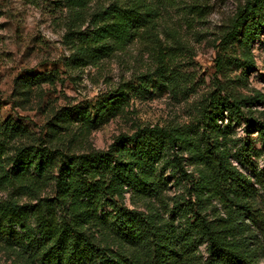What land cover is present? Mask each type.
<instances>
[{"label": "trees", "instance_id": "1", "mask_svg": "<svg viewBox=\"0 0 264 264\" xmlns=\"http://www.w3.org/2000/svg\"><path fill=\"white\" fill-rule=\"evenodd\" d=\"M64 2L74 13V27L84 25L91 0ZM152 2L114 3L91 14L86 30L72 29L77 66L97 65L151 29L157 15ZM193 8L195 14L202 11L199 4ZM248 8L234 31L247 49L239 66L251 70V47L264 32V0ZM126 95V87L119 89L94 115L90 108L79 109L81 129L90 131L107 110L124 104ZM259 100L219 87L202 107L200 138L180 126H148L120 135L108 150L82 155L31 145L16 149L13 172L6 166L8 128L0 124V189L38 191L45 175L57 171L51 177L54 198H38L36 205L21 204L13 196L0 200V246L27 264H261L264 206L259 199L264 182L235 164L245 165L249 155L235 149L229 126L219 123L246 118L251 113L246 109ZM67 117L65 112L58 121ZM252 121L248 118L264 143V122ZM172 179L176 186H186L170 206L164 193ZM127 193L146 201V211L128 207Z\"/></svg>", "mask_w": 264, "mask_h": 264}, {"label": "rangeland", "instance_id": "2", "mask_svg": "<svg viewBox=\"0 0 264 264\" xmlns=\"http://www.w3.org/2000/svg\"><path fill=\"white\" fill-rule=\"evenodd\" d=\"M256 1L154 0L151 6L157 15L151 29L99 64L79 67L77 39L71 30H86L91 14L127 0H91L85 24L79 27H74V13L64 0H0V124L8 128L7 170L13 172L16 149L31 145L82 155L108 150L120 135L148 126H180L200 138L202 107L222 87L237 97L260 99L246 109L251 111L246 118L219 123L229 126L235 149L249 155L245 165L237 160L235 164L253 179L259 174L264 182V143L248 123V118L264 122V32L251 47L255 67L248 70L239 66L247 49L234 31L239 16ZM197 4L202 7L199 14L194 13ZM125 87L124 104L107 110L90 131L81 129L84 120L79 109L90 108L94 115L103 101ZM65 112L66 121L59 122ZM56 173L49 171L38 191L22 194L14 188L0 189V200L13 196L21 204L36 205L38 198L52 199L55 182L51 177ZM165 177L170 179V173ZM185 186L170 180L165 203L172 206ZM261 194L259 202L264 206ZM125 203L147 209L146 201L132 198L131 193L126 194ZM155 205L165 213L160 202ZM0 264L27 263L0 246Z\"/></svg>", "mask_w": 264, "mask_h": 264}]
</instances>
